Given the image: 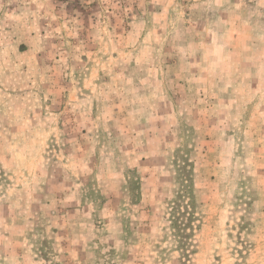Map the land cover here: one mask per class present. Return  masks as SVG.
I'll return each mask as SVG.
<instances>
[{"label":"rangeland","instance_id":"374dc122","mask_svg":"<svg viewBox=\"0 0 264 264\" xmlns=\"http://www.w3.org/2000/svg\"><path fill=\"white\" fill-rule=\"evenodd\" d=\"M0 264H264V0H0Z\"/></svg>","mask_w":264,"mask_h":264}]
</instances>
